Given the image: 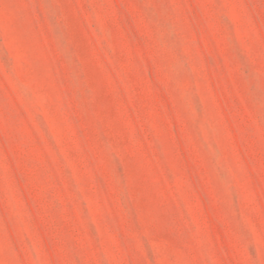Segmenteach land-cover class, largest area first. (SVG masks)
<instances>
[{
	"label": "rangeland",
	"instance_id": "rangeland-1",
	"mask_svg": "<svg viewBox=\"0 0 264 264\" xmlns=\"http://www.w3.org/2000/svg\"><path fill=\"white\" fill-rule=\"evenodd\" d=\"M0 264H264V0H0Z\"/></svg>",
	"mask_w": 264,
	"mask_h": 264
}]
</instances>
